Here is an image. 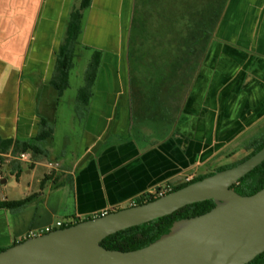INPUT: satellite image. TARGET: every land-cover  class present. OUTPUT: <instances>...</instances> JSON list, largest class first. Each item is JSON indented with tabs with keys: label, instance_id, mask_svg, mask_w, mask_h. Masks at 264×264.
<instances>
[{
	"label": "crops",
	"instance_id": "crops-1",
	"mask_svg": "<svg viewBox=\"0 0 264 264\" xmlns=\"http://www.w3.org/2000/svg\"><path fill=\"white\" fill-rule=\"evenodd\" d=\"M73 3L0 0L1 138L27 141L37 136L42 119L52 122L51 80ZM133 6L134 0H93L86 13L82 42L104 56L72 165L52 168L44 160L33 166L32 161L26 173L24 162L5 160L2 186L11 176L29 182L21 197L6 192L0 201L33 199L21 212L0 209V248L41 234L57 221H83L131 206L185 172L194 179L203 175L201 169H209L207 174L235 163L264 133V0H227L175 120L153 125L156 136L137 135L132 127Z\"/></svg>",
	"mask_w": 264,
	"mask_h": 264
},
{
	"label": "trees",
	"instance_id": "trees-1",
	"mask_svg": "<svg viewBox=\"0 0 264 264\" xmlns=\"http://www.w3.org/2000/svg\"><path fill=\"white\" fill-rule=\"evenodd\" d=\"M226 2L227 0H134L128 40L133 128L147 121L158 126L175 120V111L180 107L198 69L200 53L207 48L214 36ZM92 3L93 0H82L79 7L72 9L51 80L52 87L62 96L70 87L71 71L81 51H92L85 83L80 87L75 103L76 115L81 122L87 119L104 56L103 50L93 49L82 42L86 12ZM54 133V123L44 118L39 133L30 140L3 139L0 136V184L6 155L30 152L33 166L34 162L50 156L47 143L52 142ZM249 147L252 151L243 159L190 181L169 182L164 187H157L155 192L138 196L135 205L157 199L161 196L160 191L166 187H170L165 193L168 194L217 171L238 165L264 147V133L256 135ZM233 188L242 195H252L264 188V162L242 177ZM32 199L33 196L21 200L5 199L0 201V209L12 213L21 212ZM214 206L213 199L187 205L170 215L112 234L102 241V245L108 249L123 251L143 248L168 233L175 221L204 214ZM119 209L121 208H114L108 212ZM5 249L0 248V252ZM248 264H264V252Z\"/></svg>",
	"mask_w": 264,
	"mask_h": 264
},
{
	"label": "water",
	"instance_id": "water-1",
	"mask_svg": "<svg viewBox=\"0 0 264 264\" xmlns=\"http://www.w3.org/2000/svg\"><path fill=\"white\" fill-rule=\"evenodd\" d=\"M263 162L264 147L155 200L29 237L1 251L0 264H248L264 252V188L242 195L233 185ZM211 199L210 211L175 221L148 246L123 251L102 245L119 231Z\"/></svg>",
	"mask_w": 264,
	"mask_h": 264
},
{
	"label": "rangeland",
	"instance_id": "rangeland-1",
	"mask_svg": "<svg viewBox=\"0 0 264 264\" xmlns=\"http://www.w3.org/2000/svg\"><path fill=\"white\" fill-rule=\"evenodd\" d=\"M81 1L82 0H74L73 4L79 7ZM170 1L171 0H168V2ZM91 55V50L83 49L81 51V55L76 59L75 67L71 71L70 87L64 92L62 96L57 95V91L54 90L56 98L54 101L55 105L52 112L51 121L54 123L55 133L52 142L47 143L49 152L52 156H54V159H49V157L42 159L44 160L43 163H47V165L52 162L53 164H58L61 168L69 167L80 153L85 122H81L77 118L75 103L78 91L85 83V73L90 62ZM153 125L155 124H153L151 121L139 123L135 127V133L137 135L142 134L143 132L144 134L147 133L151 136L159 135V131L155 130ZM31 163L32 161L27 163L24 162V164H27L25 167L26 173L27 171L31 170L30 165L28 166V164ZM215 167H219V165H216ZM214 169L215 168H213L212 171ZM43 170L44 169L39 166L37 172L41 175ZM206 170L209 169H201L199 172L204 174ZM188 175V172H185L183 173V176L179 177L177 180H174V182H184L187 180ZM18 182H20V184ZM28 182V177L24 178L22 181H18L16 177H9V181L5 184L6 186H2L0 184L2 187L0 197L2 198L6 192L11 197H21L23 192L27 189ZM166 184L167 183L160 186L164 187ZM156 189L157 187L152 190V192H155ZM126 207H129V205H124L122 208Z\"/></svg>",
	"mask_w": 264,
	"mask_h": 264
},
{
	"label": "built area",
	"instance_id": "built-area-1",
	"mask_svg": "<svg viewBox=\"0 0 264 264\" xmlns=\"http://www.w3.org/2000/svg\"><path fill=\"white\" fill-rule=\"evenodd\" d=\"M6 156H7V159H13V160H16V161H19V162H30V161H32V155H31L30 152H23V153H20L18 155H12L11 153H9ZM49 166L52 167V168H56L59 165L58 164H53L52 162H50ZM2 176H3V174L1 175V177ZM192 179H193V177H188L186 181H190ZM169 189H170V187H166V188L162 189L160 191V195L161 196L164 195ZM135 203H136V201H133L132 205H135ZM107 213H109L108 210H106L103 213H101V215H105ZM78 222H79V219L77 217L71 218L67 222L57 221L54 226H48L44 230L41 231V234H34V236L42 235L44 233L51 232V231H53L55 229L63 228V227H66V226H70V225L76 224Z\"/></svg>",
	"mask_w": 264,
	"mask_h": 264
}]
</instances>
